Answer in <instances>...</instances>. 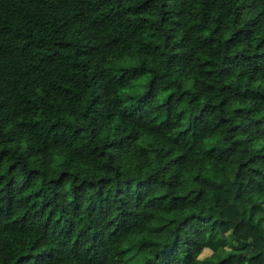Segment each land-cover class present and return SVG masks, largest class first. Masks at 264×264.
<instances>
[{
  "label": "trees",
  "instance_id": "trees-1",
  "mask_svg": "<svg viewBox=\"0 0 264 264\" xmlns=\"http://www.w3.org/2000/svg\"><path fill=\"white\" fill-rule=\"evenodd\" d=\"M235 217L264 239V0H0V264H254Z\"/></svg>",
  "mask_w": 264,
  "mask_h": 264
},
{
  "label": "rangeland",
  "instance_id": "rangeland-1",
  "mask_svg": "<svg viewBox=\"0 0 264 264\" xmlns=\"http://www.w3.org/2000/svg\"><path fill=\"white\" fill-rule=\"evenodd\" d=\"M235 218V223L226 224L222 227V234L226 235L228 233H232L241 240L248 242V244L252 247L254 254L257 255V259L254 264H264V239L255 229L247 228L239 224L237 222V217ZM209 254L210 251L206 250L204 256ZM125 264L133 263L128 261Z\"/></svg>",
  "mask_w": 264,
  "mask_h": 264
}]
</instances>
